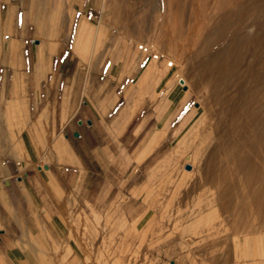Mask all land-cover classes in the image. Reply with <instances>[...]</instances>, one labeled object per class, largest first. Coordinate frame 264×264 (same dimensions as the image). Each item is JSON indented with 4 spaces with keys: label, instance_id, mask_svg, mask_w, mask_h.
<instances>
[{
    "label": "rangeland",
    "instance_id": "374dc122",
    "mask_svg": "<svg viewBox=\"0 0 264 264\" xmlns=\"http://www.w3.org/2000/svg\"><path fill=\"white\" fill-rule=\"evenodd\" d=\"M81 6L91 7L94 24L68 20ZM56 11L53 25L70 47L105 57L101 83L112 65L108 88L119 83L121 104L137 107L131 126L159 128L163 140L137 184L126 185L135 196L74 216L85 226L80 264H264V213L252 228L234 230L242 217L221 213L201 176L213 173L217 149L229 157L236 145L249 150L251 132L264 127V0H58ZM145 209L136 225L134 213Z\"/></svg>",
    "mask_w": 264,
    "mask_h": 264
},
{
    "label": "crops",
    "instance_id": "0c3cea01",
    "mask_svg": "<svg viewBox=\"0 0 264 264\" xmlns=\"http://www.w3.org/2000/svg\"><path fill=\"white\" fill-rule=\"evenodd\" d=\"M57 6L0 0V264H80L85 226L74 216L135 196L126 185L163 142L159 128L131 126L137 107L121 104L119 83L108 88L112 65L100 82L105 57L87 58L92 47L58 34ZM81 7L68 20L94 24L91 7ZM29 38L63 40L42 48Z\"/></svg>",
    "mask_w": 264,
    "mask_h": 264
},
{
    "label": "bare ground",
    "instance_id": "6f19581e",
    "mask_svg": "<svg viewBox=\"0 0 264 264\" xmlns=\"http://www.w3.org/2000/svg\"><path fill=\"white\" fill-rule=\"evenodd\" d=\"M249 137V150L235 144L229 157L223 149H217L213 159L215 160L213 173H208L209 168L208 171L204 168L201 172L202 177L210 178V186L214 188L215 196L222 201L221 213H233L242 217L240 222L231 225L234 230L241 232L255 226L260 213H264V127H257ZM203 193L204 189L198 193V197L201 198ZM214 210L219 211L217 206L213 207ZM212 236L216 234L213 233ZM239 238L249 243L245 237Z\"/></svg>",
    "mask_w": 264,
    "mask_h": 264
},
{
    "label": "water",
    "instance_id": "95a60500",
    "mask_svg": "<svg viewBox=\"0 0 264 264\" xmlns=\"http://www.w3.org/2000/svg\"><path fill=\"white\" fill-rule=\"evenodd\" d=\"M76 134H78V132H76ZM186 167L189 169V168H191V165L190 164H187Z\"/></svg>",
    "mask_w": 264,
    "mask_h": 264
}]
</instances>
